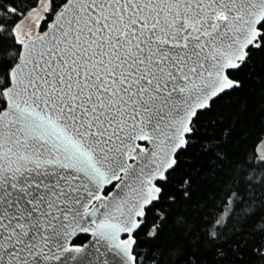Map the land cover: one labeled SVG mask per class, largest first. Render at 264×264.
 <instances>
[{
	"label": "snow or ice",
	"instance_id": "6c2138e0",
	"mask_svg": "<svg viewBox=\"0 0 264 264\" xmlns=\"http://www.w3.org/2000/svg\"><path fill=\"white\" fill-rule=\"evenodd\" d=\"M44 11L51 28L32 36L21 5L0 0V264H223L219 233L194 227L175 196L180 210H160L189 149L200 163L177 186L181 203L227 176L225 203L262 201L244 224L264 235V160L237 164L230 148L239 115L264 110V80L249 93L237 75L264 55V0H49Z\"/></svg>",
	"mask_w": 264,
	"mask_h": 264
},
{
	"label": "trees",
	"instance_id": "16d2710c",
	"mask_svg": "<svg viewBox=\"0 0 264 264\" xmlns=\"http://www.w3.org/2000/svg\"><path fill=\"white\" fill-rule=\"evenodd\" d=\"M21 5L22 10L27 13L38 7L40 0H16ZM61 0H57L60 3ZM26 6V7H25ZM26 16V15H25ZM20 18V21L25 17ZM44 19L40 23V32H44L48 25L54 20V14L50 15L45 12ZM19 21V22H20ZM14 50H9V58L12 56ZM3 55V53H0ZM241 79L248 81L249 93L257 85L254 81L257 79L264 80V55L257 53L249 61V66L245 67L242 71L237 73ZM251 76V79H249ZM233 102L237 97H231ZM243 100V97H240ZM259 94H257L256 100L258 101ZM219 105L223 104V101L217 102ZM219 110V109H217ZM239 114L234 110H229V118L235 120ZM212 113H201L198 124L202 130L212 131L209 126V121L214 119ZM264 139V110H262L259 102L252 103L249 106V110L244 115H239L238 123L235 126V130L232 136V142L230 148L232 150L233 158L237 164L245 162V166L248 162L257 164L264 160L258 155V147ZM253 157L251 161H247V158ZM181 165L172 173L169 187L165 192V197L161 200L163 207L161 211H167L169 207L172 210L178 211L177 205L181 208L185 207L187 213L190 214V223L198 230L203 231L206 228H210L220 234V243H224L225 247L223 251L226 252V259L223 264H264V256H258L255 249L264 248V235L252 234L255 222L244 224V212L251 207L261 204L260 199H256L250 202H246L240 208H235L231 202L225 203L227 197L224 195V187L228 181V177L225 176L224 180L219 183L218 186L208 182H203L197 187L199 190L194 194L193 201L181 203V193L177 190V186L180 185L183 177L187 176L190 172L195 171L193 164L199 166V161L196 159L195 150L189 149L188 154H181ZM188 161L184 163L183 161ZM264 170V169H261ZM233 190L235 186L233 185ZM264 191V189H261ZM169 196H175L177 205H170L166 202ZM234 209V211H233ZM156 209L148 213L147 222L138 230L136 239L140 241V250L143 251L146 245L143 243L147 233L152 228V225L156 219ZM167 231V229H166ZM88 239V236L81 235L75 243L83 244Z\"/></svg>",
	"mask_w": 264,
	"mask_h": 264
},
{
	"label": "rangeland",
	"instance_id": "374dc122",
	"mask_svg": "<svg viewBox=\"0 0 264 264\" xmlns=\"http://www.w3.org/2000/svg\"><path fill=\"white\" fill-rule=\"evenodd\" d=\"M49 0H40L38 7L30 10L26 16L20 21L21 27L23 29V33L31 34L32 36H36L40 34V23L41 20H37V15H41L44 17L46 11H44L45 5H47ZM39 24V27H37ZM22 33V34H23ZM25 40L27 39V35H24ZM258 155L260 158L264 159V139L260 143L258 147Z\"/></svg>",
	"mask_w": 264,
	"mask_h": 264
},
{
	"label": "water",
	"instance_id": "95a60500",
	"mask_svg": "<svg viewBox=\"0 0 264 264\" xmlns=\"http://www.w3.org/2000/svg\"><path fill=\"white\" fill-rule=\"evenodd\" d=\"M52 22H53V21H52ZM52 22L48 25V27H47V29H46L45 31H49V30H50ZM45 31H44V32H45ZM44 32H42V33H40V34H38V35H43ZM26 40H27V39H26ZM138 143H140L142 147H150V145H148L147 142H144V141H138ZM81 235L88 236V239H87L83 244H79V243H75V244H77V245H87V244H89L90 241H91V239H92L90 233H78V236H77V237H73V238H72L73 241L75 242V240H76L79 236H81ZM120 238H121V239L125 238L124 234H120Z\"/></svg>",
	"mask_w": 264,
	"mask_h": 264
}]
</instances>
